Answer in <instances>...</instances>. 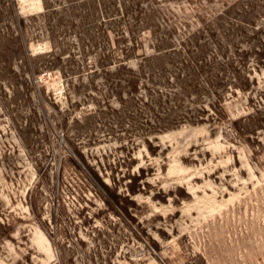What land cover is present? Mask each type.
Listing matches in <instances>:
<instances>
[{
  "label": "rangeland",
  "instance_id": "1",
  "mask_svg": "<svg viewBox=\"0 0 264 264\" xmlns=\"http://www.w3.org/2000/svg\"><path fill=\"white\" fill-rule=\"evenodd\" d=\"M82 1L50 0L46 21L43 0H0V264H264L258 55L249 88L226 89L224 121L149 133L101 67L134 36L133 66L161 36L216 53L240 21L206 23L235 0H141L138 21L106 14L133 0Z\"/></svg>",
  "mask_w": 264,
  "mask_h": 264
},
{
  "label": "trees",
  "instance_id": "2",
  "mask_svg": "<svg viewBox=\"0 0 264 264\" xmlns=\"http://www.w3.org/2000/svg\"><path fill=\"white\" fill-rule=\"evenodd\" d=\"M84 1L89 0L82 2ZM101 1L104 5L116 2ZM9 2L15 9L16 0ZM43 2L45 10L42 16L48 21L52 18L53 6L50 0ZM132 3L136 8L125 4L123 10L116 2L114 8L106 14L108 17L121 15L124 21H138L149 17V12L142 7L141 0H133ZM263 9L264 0L227 2L226 7L206 25H218L232 16L237 17L240 23L236 26L231 23L226 42L220 43L218 52L213 54H208L206 44L201 42L200 36L194 35L179 44L168 37H156L152 42L155 52L151 55L143 54L136 66L131 65L130 60L135 56V49L143 45L138 38L134 36L131 42L128 40L117 54L110 47V51L104 54L101 61V67L106 73L105 86L115 94L121 107L129 103L136 109L137 120L148 133L169 130L185 121L193 124L210 121L211 126L221 123L228 116L224 102L226 89L232 88H228L229 84L242 90L248 89L251 84L249 70L247 71L250 54L254 52L258 55V61L264 63ZM18 21L20 29L25 31L27 19L19 14ZM200 34L202 35L201 32ZM236 35H240L237 38L240 46L235 44ZM242 42L251 44L250 51L244 50ZM235 55L241 58L237 60ZM229 68L234 74L227 78ZM211 95L212 106L216 107L214 113L205 106L206 97ZM236 129L241 133L239 127L236 126ZM96 178L108 188L98 174Z\"/></svg>",
  "mask_w": 264,
  "mask_h": 264
}]
</instances>
